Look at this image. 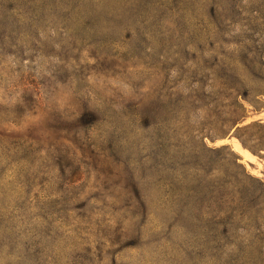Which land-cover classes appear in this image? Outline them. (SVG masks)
<instances>
[{
    "label": "rangeland",
    "instance_id": "374dc122",
    "mask_svg": "<svg viewBox=\"0 0 264 264\" xmlns=\"http://www.w3.org/2000/svg\"><path fill=\"white\" fill-rule=\"evenodd\" d=\"M0 264H264V0H0Z\"/></svg>",
    "mask_w": 264,
    "mask_h": 264
},
{
    "label": "trees",
    "instance_id": "16d2710c",
    "mask_svg": "<svg viewBox=\"0 0 264 264\" xmlns=\"http://www.w3.org/2000/svg\"><path fill=\"white\" fill-rule=\"evenodd\" d=\"M240 139V142H241V144L243 145V146H247L246 145V142L244 141V140H242L241 138H239ZM251 150H252V152L253 153H256V151H259L258 149H252L251 147H249Z\"/></svg>",
    "mask_w": 264,
    "mask_h": 264
}]
</instances>
